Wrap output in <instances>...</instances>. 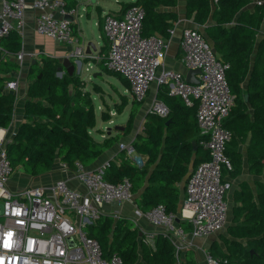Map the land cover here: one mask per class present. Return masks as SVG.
Segmentation results:
<instances>
[{"label": "trees", "instance_id": "1", "mask_svg": "<svg viewBox=\"0 0 264 264\" xmlns=\"http://www.w3.org/2000/svg\"><path fill=\"white\" fill-rule=\"evenodd\" d=\"M252 1L187 0L186 7L187 17L204 28L218 57L230 65L227 79L235 100L226 125L232 135L226 151L232 169L226 173L237 176L242 172L243 155L237 148L250 136L247 154L250 173L263 177L264 35L261 40L258 36L264 23V0H255V8L247 9ZM177 4L178 0H134L128 8L137 5L144 9L143 36L157 35L169 40L179 20L178 13L169 9ZM104 40L106 53L100 54L99 61L94 60L109 75H120L106 67L109 43ZM0 47V128L6 130L14 119L16 96L4 92L5 74L18 66L12 57L22 49V36L12 31ZM86 59L91 62L89 57ZM29 78L34 82L28 89L30 98L25 104L24 120L7 146L13 173L23 171L33 178L40 177L51 173L58 160L70 169H74L76 162L90 167L118 140L117 136L99 142L93 136L91 132L96 127L93 93L80 76L67 72L63 62L42 56L41 62L30 68ZM121 78L126 89H130L127 79ZM159 98L167 106L168 115L149 112L143 132L133 142L134 151L144 159V165L140 167L123 151L119 163L111 161L107 165L105 179L114 184L124 179L131 181L135 203L142 211L163 205L168 212L177 214L181 207L180 183L209 155L201 146L203 138L196 122L198 104L188 106L180 96L170 95L165 86H161ZM142 105L143 102H133L130 127ZM101 118L109 121L111 116L101 111ZM260 189L258 198L247 188L237 195L240 205L234 210L235 221L243 220L229 228L236 240L228 241L229 249L221 254L226 264H264V184ZM181 224L190 226L188 221ZM89 234L100 242L106 255L118 254L122 264L179 262L171 238L159 233L150 243L146 238L140 241L139 229L128 218L115 220L102 216L89 228ZM237 240H246L251 250ZM184 264H196L192 251L186 252Z\"/></svg>", "mask_w": 264, "mask_h": 264}, {"label": "built area", "instance_id": "2", "mask_svg": "<svg viewBox=\"0 0 264 264\" xmlns=\"http://www.w3.org/2000/svg\"><path fill=\"white\" fill-rule=\"evenodd\" d=\"M28 9L36 13L34 26L38 34L58 44H76L73 19L78 11L66 8L64 0H33L31 4L26 0H0V44L10 32L23 31ZM144 17V9L137 5L127 8L120 17L105 16L103 32L109 43L106 67L127 79L129 90L139 102L146 99L155 83L167 87L170 95L180 96L188 106L198 104L196 122L203 138L201 146L209 159L191 172L180 211L168 212L163 205L135 211L137 218L164 228L163 233L178 242V251L186 250L192 247L189 234L193 239L209 237L226 223L230 182L225 173L232 169L226 153L232 135L226 125L235 100L227 79L230 65L213 52L214 46L205 33L186 27L180 42L182 60L187 71L200 70L196 74L199 84L188 83L186 73L164 67L168 40L143 36ZM88 56L83 46H76L68 55L80 60ZM13 57L22 61L24 54ZM18 87V81L13 80L6 83L5 89L16 92ZM149 112L165 117L169 111L163 102L155 100ZM10 141L5 133L0 135V264H122L118 254L106 255L100 242L90 236L89 228L103 216L105 205L134 202L131 181L111 183L105 179L107 165L93 170L76 162L72 172L83 190L59 179L51 187L29 185L13 192L8 187L14 174L7 154ZM120 148L140 167L144 165L141 156L133 155L132 145L121 144ZM62 166L64 171L69 169L67 164ZM178 218L191 224L189 234ZM155 236L147 235V241ZM207 262L227 263L210 254Z\"/></svg>", "mask_w": 264, "mask_h": 264}, {"label": "crops", "instance_id": "3", "mask_svg": "<svg viewBox=\"0 0 264 264\" xmlns=\"http://www.w3.org/2000/svg\"><path fill=\"white\" fill-rule=\"evenodd\" d=\"M26 1L28 4H31L33 0H26ZM133 1L134 0H130V1L97 0L96 4H89V3H92V0H83V1L64 0V2L68 4V6L75 8L78 11V16L73 19L74 35H75V39L77 40V42L76 44H72V45L58 44L53 39L45 35L38 34L35 31V26H34V19H35V14H36L35 11L33 9L26 10L25 26H24L23 31L20 33V35L22 36V49L20 52L24 54V57L22 61H18L14 57H12V59L16 62L18 66L15 70H12L9 73L5 74V77L7 78L6 83L14 80V81H18V84H19L18 90L16 92L9 91L7 89L4 90V92L13 93L16 96L14 119L8 129L5 130V129L0 128V131L3 130V132L8 138L13 139V137L15 136V134L17 133L19 129V126L23 122L24 113H25V104H26V101L30 98L28 94V89H29V86L34 82V80L29 78V71L34 63L36 62L40 63L42 56H48V57H55L60 62H63L65 58H69L73 63H76L77 66H78L77 64L78 61H80L81 64H83L84 62V64L86 65L85 62L87 60L86 59L87 57L81 60L80 59L73 60V58L68 57V55L70 51L73 50L76 46H83L86 49L87 45L90 42H92L96 46V50H94L88 57L91 58L92 60L97 58V60L99 61L100 54L103 55L102 52L106 53V50L104 48L106 41L104 40L103 45L98 51V45H97L95 38L94 37L90 38L88 35H86L82 21L85 20L86 18V23L89 25V27H91V22L94 20V26L97 27L98 30L101 31V33H104L103 32V21H104L105 16L107 15L117 16V17L122 16L125 10L128 8V5L132 3ZM256 3L257 1L253 0L248 5L247 9L253 10L255 8ZM82 4H84L82 8L84 12L81 10ZM186 4H187V0H178L177 6L175 8L169 9V10H173L178 13L179 20L176 22L175 27L173 29L172 36L168 40L169 48H168L167 54H165L166 56L164 59V67L167 69H174L176 71L187 74L189 70L187 71V68L182 60L181 49H180L182 32L184 28L186 27H193V28H198L200 31L204 33V28L199 27L194 22L193 18L189 19L187 17ZM211 22L212 20L209 21V23ZM263 35H264V23L262 25V31L260 32L258 36V40H261L263 38ZM82 67L83 65H81V68ZM81 68L78 67V71ZM73 74H76L77 76H79V74L76 72V69ZM83 80L85 81V79ZM160 90H161V86H157L155 83L150 87L148 91V94H149L148 102L142 105L131 127L128 121H129L132 105L130 106L128 110V118L124 121V123H121V124L119 123L115 124L116 121L114 118L112 119V117L109 121H104L101 118V111H100V119H99L97 115V111H96V127L91 132L93 136L96 138V140L99 142H102L106 138H112V137H117V136L119 138L118 140L115 141L112 147L108 149L89 168L94 170L100 166L108 165L109 162L111 161H115L116 163H119L118 161L119 156L121 152H123V150H121L120 148V145L130 144L133 146V142L136 140L138 134L143 132L144 122L146 121V116L149 113V109L151 108L153 102L155 100L163 102V100L159 98ZM122 112L123 110L121 112L119 110V113H122ZM129 127L130 129H128ZM249 140H250V136L249 138L246 139L245 142L240 143L237 148V151L243 155L242 172L237 176H231L229 173H225L226 180L232 184L231 190L229 191V195L228 197L226 196L227 197L226 203L228 206H227L225 232H223L222 230L219 231L217 233L219 237L217 236V234H213L207 237L206 239L204 238H194L193 239L192 236L189 234L192 230L191 224L190 226L181 224L184 230L189 234L188 239L192 243V247L186 250L182 249L180 251H178L176 247V250H175L176 256L178 257V260H179L177 264L185 263V254L188 250L193 252L196 264H209L207 262V254L212 255L211 251L213 253L217 251L219 255L222 256L221 254L226 253L227 250L229 249L228 241L236 240L229 233V228L233 227L236 224L241 223L243 220L242 218L240 219L241 221H238V222L235 221L234 210L237 206L240 205L239 201H236V198L238 197L237 195L242 191V189L247 188L248 191H250L255 196V198H258V195L261 193L260 185L264 184V180H263L264 176L258 177L250 173L248 159H247ZM133 155H139V154H137L134 151ZM63 164L65 163L61 162V160H58L55 163L54 168L51 173H48V174H45V175H42L36 178H33L25 174L23 171H19L20 173H22L21 179L18 180L19 175L11 177L8 183V187L13 192L19 191L29 185L41 186V187H51L59 179H63V180H66L71 187L75 189L83 190L82 185L75 178L74 173L72 172V169L69 168L67 171H64L62 169ZM189 174L179 185L180 206L185 196V187H186L187 180L189 178ZM143 189L144 188H142V191ZM135 198H136V195H135ZM111 206L112 208H115L116 210L111 211ZM107 208L109 211H106V213L103 214V216H106V215L112 216L113 218H115V220H118L115 216H118L119 219L128 218V219L133 220L134 228L139 229L140 231V236H139L140 241L142 238L147 239V235H151V233H155V235L157 236L159 233L164 232V228H155L145 218L136 217L135 211L136 209H139V208L137 207L135 200L133 203L124 202L122 204L107 205ZM127 208L130 210L133 208L134 209L133 213H131L130 211L127 212L126 211ZM152 241L153 239L149 240L148 238L149 243ZM172 241L175 245L177 244L178 246V242H176V240L175 241L172 240ZM237 241L240 242L242 246L244 245V243L245 245L247 243L246 240H237ZM215 248H218V249L221 248V249L214 251Z\"/></svg>", "mask_w": 264, "mask_h": 264}, {"label": "rangeland", "instance_id": "4", "mask_svg": "<svg viewBox=\"0 0 264 264\" xmlns=\"http://www.w3.org/2000/svg\"><path fill=\"white\" fill-rule=\"evenodd\" d=\"M83 1V0H81ZM124 1H130V0H124ZM97 0H92V3L89 4H96ZM84 4L81 5V10L83 11ZM84 12V11H83ZM85 14V13H84ZM83 22V27L85 30L86 35H88L90 38L94 37L97 45H98V51L100 50L101 46L104 42V33H101V31L98 30L97 27L94 26V20L91 22V27L86 23V18ZM76 60V59H73ZM91 62L86 63V65L83 62V67L78 71V66L76 65V72L79 74L80 77L85 79L86 83L88 84L89 89H91L93 93V100L96 105V111L97 115L100 119V111H107L110 113L112 119H115V124H121L124 123V121L128 118V110L130 106L133 104V102L136 100L133 97L132 92L128 89H126L125 85L123 84V79L120 75H109L108 72L105 70L104 67H102L99 63L93 61L90 58ZM101 67V68H100ZM148 96L145 100H143V104L148 102ZM125 105V106H124ZM123 109L122 113H119V109ZM102 120V119H101ZM103 121V120H102ZM96 132V131H94ZM20 172H15L13 176L19 175L18 180L21 179ZM232 184L230 183V188L227 193V197L229 195V191L231 190ZM226 197V201H227ZM113 205V204H112ZM228 206V205H227ZM103 213L105 214L106 211H109L107 208V205L103 207ZM116 210L115 208H112L111 211ZM133 208L130 210L127 208V212L133 213ZM226 224V223H225ZM226 225H224L222 231L225 232ZM217 234V233H216ZM216 236V235H215ZM218 236V234H217ZM219 237V236H218ZM206 239L207 237H201ZM246 249L251 250L250 247H247V243L243 245ZM221 248H215V250H220ZM223 250V249H222ZM213 256L217 259H221L222 256L219 255V253L216 251L213 253Z\"/></svg>", "mask_w": 264, "mask_h": 264}, {"label": "water", "instance_id": "5", "mask_svg": "<svg viewBox=\"0 0 264 264\" xmlns=\"http://www.w3.org/2000/svg\"><path fill=\"white\" fill-rule=\"evenodd\" d=\"M65 18L72 21V17L70 16H67ZM94 50H96V46L92 42H90L87 45L85 52L86 54L90 55ZM213 52L217 53L215 48H213ZM63 64H64V67L67 69V72L72 75L75 71L76 63H73L69 58H65L63 61ZM77 64H78V67L81 68V65H82L81 62L78 61ZM199 73H200V70H189L186 74V81L190 84H199V80L196 78V74H199ZM59 75L61 74L59 73ZM245 98L247 100L248 98L247 95L245 96ZM190 175L191 173L189 174V176ZM178 221L180 222V224L185 222L184 220L181 221L179 218H178ZM70 242L72 243V240H70Z\"/></svg>", "mask_w": 264, "mask_h": 264}, {"label": "bare ground", "instance_id": "6", "mask_svg": "<svg viewBox=\"0 0 264 264\" xmlns=\"http://www.w3.org/2000/svg\"><path fill=\"white\" fill-rule=\"evenodd\" d=\"M4 134L3 130H1L0 135L2 136ZM189 212H186L188 214Z\"/></svg>", "mask_w": 264, "mask_h": 264}, {"label": "clouds", "instance_id": "7", "mask_svg": "<svg viewBox=\"0 0 264 264\" xmlns=\"http://www.w3.org/2000/svg\"><path fill=\"white\" fill-rule=\"evenodd\" d=\"M182 221V220H181ZM185 222H187V221H185Z\"/></svg>", "mask_w": 264, "mask_h": 264}]
</instances>
